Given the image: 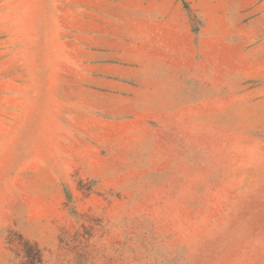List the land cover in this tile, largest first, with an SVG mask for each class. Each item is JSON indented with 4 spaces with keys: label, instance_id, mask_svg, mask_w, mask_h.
I'll return each mask as SVG.
<instances>
[{
    "label": "rangeland",
    "instance_id": "374dc122",
    "mask_svg": "<svg viewBox=\"0 0 264 264\" xmlns=\"http://www.w3.org/2000/svg\"><path fill=\"white\" fill-rule=\"evenodd\" d=\"M0 264H264V0H0Z\"/></svg>",
    "mask_w": 264,
    "mask_h": 264
}]
</instances>
